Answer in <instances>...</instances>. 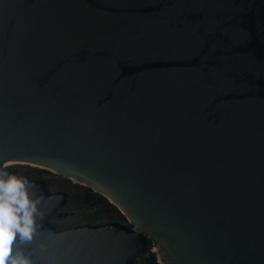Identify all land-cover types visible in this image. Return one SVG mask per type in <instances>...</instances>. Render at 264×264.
I'll use <instances>...</instances> for the list:
<instances>
[{
	"label": "water",
	"instance_id": "1",
	"mask_svg": "<svg viewBox=\"0 0 264 264\" xmlns=\"http://www.w3.org/2000/svg\"><path fill=\"white\" fill-rule=\"evenodd\" d=\"M7 163L128 222L57 232L29 182L40 264H264V0H0Z\"/></svg>",
	"mask_w": 264,
	"mask_h": 264
},
{
	"label": "flooded vegetation",
	"instance_id": "2",
	"mask_svg": "<svg viewBox=\"0 0 264 264\" xmlns=\"http://www.w3.org/2000/svg\"><path fill=\"white\" fill-rule=\"evenodd\" d=\"M8 169L16 176L27 179L28 182L34 184L35 188L30 193L34 200L47 194L52 196L56 203H61L60 208L55 212H52L49 207L45 209L51 211L45 217L47 225L57 232L74 228L101 227L112 223L128 225L127 220L119 210L106 197L95 192L89 186L30 164H15L8 166ZM42 183L45 193L41 189ZM31 218L34 223L28 238L22 239L16 230L10 229L12 239L8 242L5 251L7 255L3 260H0V264H10L14 257H22L28 260L29 264H40L35 260L32 253L33 247L28 242L31 236L44 228L45 225L41 220L42 217ZM152 242L151 239L147 240L148 246L144 254L135 257L132 264H162L154 250L156 245H151ZM151 259H157V263H151Z\"/></svg>",
	"mask_w": 264,
	"mask_h": 264
},
{
	"label": "clouds",
	"instance_id": "3",
	"mask_svg": "<svg viewBox=\"0 0 264 264\" xmlns=\"http://www.w3.org/2000/svg\"><path fill=\"white\" fill-rule=\"evenodd\" d=\"M28 183L27 179L0 171V235L6 242L4 251L7 250V242L12 239L10 229L16 230L22 239L28 238L32 231L34 221L31 217L36 213L39 201L29 199L25 190ZM10 264H29V261L14 257Z\"/></svg>",
	"mask_w": 264,
	"mask_h": 264
},
{
	"label": "snow or ice",
	"instance_id": "4",
	"mask_svg": "<svg viewBox=\"0 0 264 264\" xmlns=\"http://www.w3.org/2000/svg\"><path fill=\"white\" fill-rule=\"evenodd\" d=\"M5 245H6V242L4 241L2 235H0V260H3L4 257L7 255V253L3 250L5 248Z\"/></svg>",
	"mask_w": 264,
	"mask_h": 264
},
{
	"label": "bare ground",
	"instance_id": "5",
	"mask_svg": "<svg viewBox=\"0 0 264 264\" xmlns=\"http://www.w3.org/2000/svg\"><path fill=\"white\" fill-rule=\"evenodd\" d=\"M15 164H24V163H7V164H5V165H15ZM33 166H36V165H33ZM38 167H40V166H38ZM43 168V167H42ZM45 169V168H44ZM53 172V171H52ZM71 180H73V179H71ZM73 181H75V180H73ZM75 182H77V181H75ZM105 197V196H104ZM107 198V197H106ZM109 200V199H108ZM110 201V200H109ZM111 202V201H110ZM112 203V202H111Z\"/></svg>",
	"mask_w": 264,
	"mask_h": 264
},
{
	"label": "rangeland",
	"instance_id": "6",
	"mask_svg": "<svg viewBox=\"0 0 264 264\" xmlns=\"http://www.w3.org/2000/svg\"><path fill=\"white\" fill-rule=\"evenodd\" d=\"M9 166H13V165H9Z\"/></svg>",
	"mask_w": 264,
	"mask_h": 264
}]
</instances>
